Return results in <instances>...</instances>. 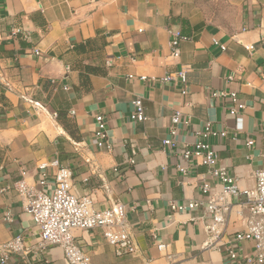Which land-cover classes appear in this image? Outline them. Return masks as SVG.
<instances>
[{
    "label": "crops",
    "instance_id": "1",
    "mask_svg": "<svg viewBox=\"0 0 264 264\" xmlns=\"http://www.w3.org/2000/svg\"><path fill=\"white\" fill-rule=\"evenodd\" d=\"M170 30L186 37L177 59L169 57ZM180 70L185 94L180 82L159 81ZM230 93L244 105L240 129ZM137 98L147 118L141 123L130 120ZM175 113L188 123L172 136ZM97 115L109 152L95 145ZM205 123L226 132L210 139L217 166L239 189H252L264 169V0H0V257L22 236L26 252L7 264H66L60 248H38L39 230L13 189L22 173L36 184L38 165L57 160L72 172V196L90 197L97 210L125 208L136 252L117 257L101 230H76L91 264H225L218 247L225 238L211 246L204 230L211 222L204 207L220 187L199 159L183 157ZM169 139L173 148L162 145ZM47 172L51 184L55 168ZM192 201L202 207L170 208ZM232 204L226 239L247 218Z\"/></svg>",
    "mask_w": 264,
    "mask_h": 264
},
{
    "label": "built area",
    "instance_id": "2",
    "mask_svg": "<svg viewBox=\"0 0 264 264\" xmlns=\"http://www.w3.org/2000/svg\"><path fill=\"white\" fill-rule=\"evenodd\" d=\"M18 33V31H15ZM168 46L169 57H179V44L186 39L180 31L170 30ZM215 45L217 41L213 40ZM224 51L226 47L219 45ZM251 50V46L245 47ZM35 56L40 55L39 50H33ZM110 64V61L107 62ZM144 80V77L140 78ZM232 79V75L228 77ZM161 83L180 82L183 85L181 94H185L186 74L180 70L164 75L159 79ZM211 97H224L225 92H212ZM233 106L229 114L236 117V128L240 129L241 112L244 105L238 102L236 93H230ZM133 111L130 120L134 123L146 121L144 107L141 99L132 102ZM95 145L98 149L111 151L112 146L107 138V131L104 119L101 115L95 117ZM184 125L188 121L181 120L179 113L171 117L172 128L170 134L176 135L175 125ZM264 134V131H263ZM226 132L213 127L211 123H205L196 133V141L190 150L184 152L183 157L187 160L197 158L200 164L207 168L206 175L214 180L220 187V191L212 196L204 209L209 215L211 222L205 225L204 230L209 237V245H217L223 238L225 243H220L225 264H264V169L255 173V185L252 189H239L235 179L223 167L217 166V156L210 145V139H222ZM248 146L251 141L246 143ZM162 145L173 148L172 140H163ZM49 168H55L53 183H48ZM183 171V170H182ZM22 178L13 186L14 191L23 199L24 211L31 216V219L39 230L38 248L43 250L47 247H58L63 253L66 264H91L90 257L84 253L73 232L91 231L99 229L104 240L113 247L117 257L131 255L136 252V246L132 237L126 230L125 208L121 204H115L110 209L97 210L93 207L90 197L76 198L69 193L72 180V172L59 165L57 160L51 163L38 165V181L36 184L27 183ZM205 179V178H204ZM211 185L203 182L201 190L203 194H211ZM232 200L247 212L245 228L230 237H225L226 217L233 207ZM202 207V203L192 201L185 206L171 205L170 208L176 211L196 210ZM8 215L4 221H9ZM155 238V236H153ZM244 245H250L248 251ZM166 245L158 244L157 249L164 251ZM26 252L24 239L17 236L2 246L0 264H7L11 254H23Z\"/></svg>",
    "mask_w": 264,
    "mask_h": 264
}]
</instances>
